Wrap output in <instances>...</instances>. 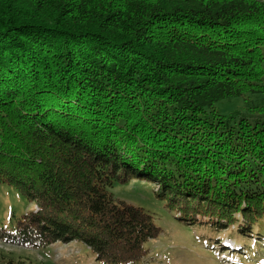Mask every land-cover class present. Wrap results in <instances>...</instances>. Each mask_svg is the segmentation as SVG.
Wrapping results in <instances>:
<instances>
[{
	"label": "trees",
	"instance_id": "trees-1",
	"mask_svg": "<svg viewBox=\"0 0 264 264\" xmlns=\"http://www.w3.org/2000/svg\"><path fill=\"white\" fill-rule=\"evenodd\" d=\"M263 46L264 0H0V183L37 208L6 213L0 241L136 264L161 230L113 196L134 179L246 258L235 238L264 239V118L215 105L256 109Z\"/></svg>",
	"mask_w": 264,
	"mask_h": 264
},
{
	"label": "rangeland",
	"instance_id": "rangeland-1",
	"mask_svg": "<svg viewBox=\"0 0 264 264\" xmlns=\"http://www.w3.org/2000/svg\"><path fill=\"white\" fill-rule=\"evenodd\" d=\"M261 52L264 57V46ZM262 84L264 85V76ZM247 98L251 106L256 108L251 113L244 109L245 98L219 101L215 110L224 115L236 111L264 118V94L246 96ZM157 188L141 180L129 179L125 184H117L111 189L116 199L151 213L161 230L155 239L144 243V257L136 264H264V239L254 242L246 239L245 235L236 237L247 250V257L242 258L244 254L236 251L239 247L234 248L235 242L222 238V234L215 237L209 224L190 225L176 220L163 208V202L154 196ZM32 210L33 213L37 212L34 204L27 203L15 186L0 183V219L9 211L29 214ZM221 239L224 240L219 242ZM85 254L81 244L74 241H57L36 247L16 246L0 241V264H102L87 258Z\"/></svg>",
	"mask_w": 264,
	"mask_h": 264
},
{
	"label": "bare ground",
	"instance_id": "bare-ground-1",
	"mask_svg": "<svg viewBox=\"0 0 264 264\" xmlns=\"http://www.w3.org/2000/svg\"><path fill=\"white\" fill-rule=\"evenodd\" d=\"M230 247V246H229Z\"/></svg>",
	"mask_w": 264,
	"mask_h": 264
}]
</instances>
